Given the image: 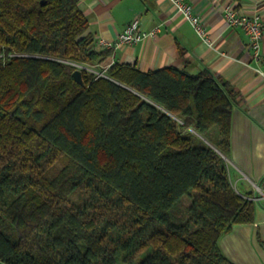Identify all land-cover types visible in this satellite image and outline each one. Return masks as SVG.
<instances>
[{
    "label": "trees",
    "instance_id": "trees-1",
    "mask_svg": "<svg viewBox=\"0 0 264 264\" xmlns=\"http://www.w3.org/2000/svg\"><path fill=\"white\" fill-rule=\"evenodd\" d=\"M88 25L79 0H0V264L133 263L147 249L139 264H234L220 239L255 202L225 159L233 90L208 70L78 68L112 54Z\"/></svg>",
    "mask_w": 264,
    "mask_h": 264
},
{
    "label": "crops",
    "instance_id": "crops-1",
    "mask_svg": "<svg viewBox=\"0 0 264 264\" xmlns=\"http://www.w3.org/2000/svg\"><path fill=\"white\" fill-rule=\"evenodd\" d=\"M185 1L204 21L208 43L169 0H79V7L94 49L112 51L98 70L114 63L144 72L175 67L196 75L208 70L233 90L231 148L225 159L235 189L254 200L255 218L233 225L219 244L234 264H264V79L254 69L246 33L226 22L231 8L257 15L264 24V0ZM135 20L142 30L158 29L156 37L117 49L99 44L100 39L114 42Z\"/></svg>",
    "mask_w": 264,
    "mask_h": 264
},
{
    "label": "built area",
    "instance_id": "built-area-1",
    "mask_svg": "<svg viewBox=\"0 0 264 264\" xmlns=\"http://www.w3.org/2000/svg\"><path fill=\"white\" fill-rule=\"evenodd\" d=\"M179 13L190 23L198 36L205 42L208 43L207 30L204 21L199 15H197L193 7L188 4L185 0H169ZM226 22L228 26L240 27L244 30L247 35L248 42L247 47L251 52L252 59L256 63L254 67L255 71L264 79V52L262 48V39L264 24L261 18L257 15H250L246 12L227 8L226 10ZM158 29L151 31L142 30L139 27L138 20H135L129 24L125 30L118 36V38L111 42L106 39H100L99 44L108 49H117L125 45H134L140 43L149 38H155ZM78 68H83L88 71L94 72L97 75L105 74L106 66L102 71L95 70L93 66L77 65Z\"/></svg>",
    "mask_w": 264,
    "mask_h": 264
},
{
    "label": "rangeland",
    "instance_id": "rangeland-1",
    "mask_svg": "<svg viewBox=\"0 0 264 264\" xmlns=\"http://www.w3.org/2000/svg\"><path fill=\"white\" fill-rule=\"evenodd\" d=\"M95 70H98V66H93ZM189 131H192L191 128H188ZM200 139L204 140L203 137L199 136ZM207 139L216 144V141L218 140V131L217 128H213L210 133L207 135ZM208 142V141H207ZM206 143V142H205ZM192 194V193H191ZM78 197L76 195L71 196V200L75 201ZM191 204V196H185L181 199L177 207H175L171 213L176 218L175 221H182L186 222L190 218V212H189V206ZM151 249H147L143 252H141L136 260L133 263H124L122 261H118L117 264H139L148 254H150Z\"/></svg>",
    "mask_w": 264,
    "mask_h": 264
},
{
    "label": "water",
    "instance_id": "water-1",
    "mask_svg": "<svg viewBox=\"0 0 264 264\" xmlns=\"http://www.w3.org/2000/svg\"><path fill=\"white\" fill-rule=\"evenodd\" d=\"M42 3H44V2H42ZM73 78H74V80L77 82V83H79V84H83V80H82V72L80 71V70H76L74 73H73ZM174 117V116H173ZM177 121H179L176 117H174ZM205 142L207 143V144H209L210 146H212L209 142H207L206 140H205ZM213 147V146H212ZM215 150L216 151H218L216 148H215ZM219 152V151H218Z\"/></svg>",
    "mask_w": 264,
    "mask_h": 264
}]
</instances>
